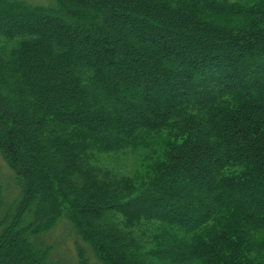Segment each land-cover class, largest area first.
<instances>
[{"label":"trees","instance_id":"16d2710c","mask_svg":"<svg viewBox=\"0 0 264 264\" xmlns=\"http://www.w3.org/2000/svg\"><path fill=\"white\" fill-rule=\"evenodd\" d=\"M63 221L99 264H264V0H0V264H70Z\"/></svg>","mask_w":264,"mask_h":264},{"label":"rangeland","instance_id":"374dc122","mask_svg":"<svg viewBox=\"0 0 264 264\" xmlns=\"http://www.w3.org/2000/svg\"><path fill=\"white\" fill-rule=\"evenodd\" d=\"M16 1V0H15ZM22 1H25L33 6H44V7H49V6H52L54 4V0H22ZM232 1H235V0H230V2ZM61 10H64L61 9ZM63 12V11H62ZM62 15V14H61ZM53 17H58V16H53ZM61 17V21H65L66 20V16L65 15H62L60 16ZM58 17V18H60ZM43 19V18H42ZM39 23H37L36 27H39ZM53 31H47V34H49V32H52L51 35H53ZM129 35L131 36L132 35V31H129ZM59 41L61 42H67V39L66 37H63V36H59ZM153 46V45H151ZM154 47V46H153ZM78 54V52H76V55ZM91 63L95 61V58L93 56H90L87 58ZM134 113V112H133ZM169 137L172 136L171 133L167 134ZM179 139L178 138V133L175 132L174 135H173V140H177ZM155 152H156V156H155V160L161 158L162 156V151H163V148L162 147H159V146H156L155 148ZM154 157V156H153ZM139 166V163L134 167V172L137 171V168ZM144 165H141V168L143 167ZM52 167L56 170V171H59V166L57 165V162L56 163H52ZM141 171V169H140ZM14 195V192H11L9 194L10 197H12ZM237 200H240V198H237ZM64 222V221H63ZM61 223L60 226H58L57 228H55L52 232L53 237H51V239L49 240V242L52 244V242L56 239V241H59V243L61 244V242L64 240L65 243H64V246L62 248H60L58 251H59V254H56L57 257L59 258H62L64 259L65 261L67 262H70V264H77V260H76V257H75V242H78L80 243L81 246H83L82 248L85 249L86 251V255L88 256V258L90 257L91 261L93 264H99L98 261L96 260L94 254L92 253L91 249L89 248L88 245H86V243L80 239L79 237H77L76 234H73L71 231H70V226L67 225V223ZM55 238V239H54ZM82 240V241H81ZM17 262H15L14 260H12V262H10V264H16ZM90 263V264H92Z\"/></svg>","mask_w":264,"mask_h":264}]
</instances>
